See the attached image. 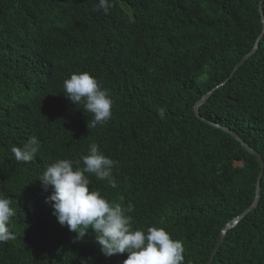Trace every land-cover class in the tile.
<instances>
[{
  "label": "trees",
  "instance_id": "16d2710c",
  "mask_svg": "<svg viewBox=\"0 0 264 264\" xmlns=\"http://www.w3.org/2000/svg\"><path fill=\"white\" fill-rule=\"evenodd\" d=\"M258 1L111 0L105 14L97 0H0V193L17 211L0 264H123L127 253L106 257L91 229L78 238L61 226L39 180L57 159L82 167L91 143L118 161V187L90 176L91 187L130 202L134 228L183 241L184 264H209L221 229L251 204L260 167L195 107L217 87L201 117L264 164V33L229 78L261 32ZM83 71L114 100L96 128L64 95V80ZM32 136L36 158L17 162L11 147ZM259 185L257 208L228 231L213 264H264V171Z\"/></svg>",
  "mask_w": 264,
  "mask_h": 264
},
{
  "label": "clouds",
  "instance_id": "9594fccd",
  "mask_svg": "<svg viewBox=\"0 0 264 264\" xmlns=\"http://www.w3.org/2000/svg\"><path fill=\"white\" fill-rule=\"evenodd\" d=\"M111 6V0H97L95 10L107 14ZM63 89L71 102L82 104L85 112L92 114L88 128L102 126L111 119L114 100L91 73L71 74L64 80ZM158 114L163 118L165 109H158ZM40 148L41 143L32 136L22 146L13 145L10 151L17 162L29 163ZM81 159L82 167L80 161L71 158L57 159L39 178L45 191L52 190L46 202L51 203L58 223L75 232L78 238L91 229L103 255L127 253L123 264H184L183 241L174 239L163 227L134 228L130 215L134 208L130 202L122 206L91 187L90 176L106 181L112 188L118 187L113 176L118 161L106 156L96 143L90 144L88 154ZM16 214L12 199L0 193V242L15 239L11 226Z\"/></svg>",
  "mask_w": 264,
  "mask_h": 264
},
{
  "label": "water",
  "instance_id": "95a60500",
  "mask_svg": "<svg viewBox=\"0 0 264 264\" xmlns=\"http://www.w3.org/2000/svg\"><path fill=\"white\" fill-rule=\"evenodd\" d=\"M261 2L262 0H259L258 1V12L260 14V20H261V25H262V28H261V32L259 33L258 37L255 39V42H254V46L253 48L248 52L246 53L241 59L240 61L235 65L231 75L229 78H231L239 68H241L246 62L248 59H250L254 53L256 52V49H257V46H258V41L259 39L262 37L263 33H264V16H263V13H262V9H261ZM228 78V79H229ZM227 79V80H228ZM217 87H215L212 91L208 92L206 95H203L201 97V99L198 101L196 107H195V113H196V116L197 118L204 124H209L211 126H214V127H217L219 129H221L222 131L230 134L233 138H235L237 141L240 142V144L243 146V148L248 151L250 154H252L253 156H255V158L257 159L258 163H259V167H260V172H259V175H258V180H257V185H256V188H255V194H254V197H253V200L251 202V204L238 216L234 217L233 219H231L228 223L225 224V226L221 229L219 235H218V238L216 240V243H215V246H214V249L210 255V259H209V264H213V261L215 259V256L217 255V253L219 252L221 246H222V243L225 241V238L227 236V233L228 231L232 230L233 228L237 227L239 225V223L251 212L255 211V209L257 208L258 204H259V201H260V180H261V177L263 175V171H264V164H263V158L261 156L260 153H258L254 148H252L245 140H243L240 136H238L237 134L231 132L228 128L226 127H222V126H219L215 123H211V122H208L206 121L205 119H203L201 116H200V108L203 107V105L207 102V100L210 98L211 94L213 93V91L216 89Z\"/></svg>",
  "mask_w": 264,
  "mask_h": 264
},
{
  "label": "bare ground",
  "instance_id": "6f19581e",
  "mask_svg": "<svg viewBox=\"0 0 264 264\" xmlns=\"http://www.w3.org/2000/svg\"><path fill=\"white\" fill-rule=\"evenodd\" d=\"M222 245H223V243H222Z\"/></svg>",
  "mask_w": 264,
  "mask_h": 264
}]
</instances>
